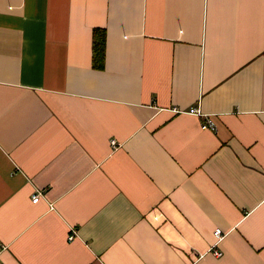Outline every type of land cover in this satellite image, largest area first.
Segmentation results:
<instances>
[{"label":"crops","instance_id":"1","mask_svg":"<svg viewBox=\"0 0 264 264\" xmlns=\"http://www.w3.org/2000/svg\"><path fill=\"white\" fill-rule=\"evenodd\" d=\"M0 264H264V0H0Z\"/></svg>","mask_w":264,"mask_h":264},{"label":"built area","instance_id":"2","mask_svg":"<svg viewBox=\"0 0 264 264\" xmlns=\"http://www.w3.org/2000/svg\"><path fill=\"white\" fill-rule=\"evenodd\" d=\"M189 113L195 115V116H199V117H203L202 121L200 122V127L201 129H204V130H214L215 129V122H214V119L212 118V116H209V115H205L201 112V110L197 107H191L189 109ZM114 140L111 141V144H114ZM41 197V193H40V190H37L33 195H32V198H31V201L32 202H37L39 200V198ZM221 233V230L220 228H216L214 230V235L215 237L218 238V236L220 235ZM72 238V234H70L68 236V239H71ZM215 255L217 256H220L221 255V252L216 250L214 251Z\"/></svg>","mask_w":264,"mask_h":264},{"label":"trees","instance_id":"3","mask_svg":"<svg viewBox=\"0 0 264 264\" xmlns=\"http://www.w3.org/2000/svg\"><path fill=\"white\" fill-rule=\"evenodd\" d=\"M93 39V51H92V63L96 69H101L104 62V45L105 34L103 29L95 28L92 34Z\"/></svg>","mask_w":264,"mask_h":264}]
</instances>
